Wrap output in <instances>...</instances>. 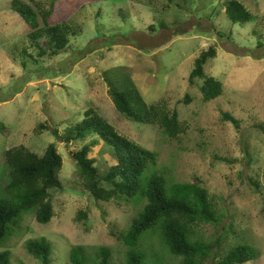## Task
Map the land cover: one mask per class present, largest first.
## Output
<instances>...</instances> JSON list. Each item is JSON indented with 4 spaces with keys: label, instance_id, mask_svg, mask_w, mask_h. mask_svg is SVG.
Returning <instances> with one entry per match:
<instances>
[{
    "label": "rangeland",
    "instance_id": "obj_1",
    "mask_svg": "<svg viewBox=\"0 0 264 264\" xmlns=\"http://www.w3.org/2000/svg\"><path fill=\"white\" fill-rule=\"evenodd\" d=\"M33 1L46 8L55 3L54 20L73 22L77 35L70 54L53 61L27 60L23 50L30 44V29L12 11V0H0V124L6 127L0 129V199L10 197L5 154L21 145L43 156L55 144L63 158L65 188L53 192L55 217L49 224H39L34 211L15 221L0 243V252H10V264H42L27 250L29 241L42 238L51 245L50 264H71L70 254L79 247L90 259L100 248H110L112 264H126L127 249L111 233L128 229L144 203H98L84 188L71 156L94 138L73 144L64 140L88 110L155 152L157 168L173 183L199 179L228 213L222 226L234 224L230 245L223 250L249 244L258 258L247 264H264V0H236L254 17L246 25L227 18L232 0ZM39 44L46 46L44 39ZM210 47L216 48L217 57L205 70L221 80L224 92L205 103L189 77L195 61ZM125 82L135 84L146 103L179 112L187 126L179 140L128 121L116 110L111 90ZM42 126L57 129L60 138ZM90 158L103 174L116 163L102 142ZM197 231L195 238L202 234L210 242L219 237L221 227L207 225ZM156 233L141 239L143 264H181Z\"/></svg>",
    "mask_w": 264,
    "mask_h": 264
},
{
    "label": "trees",
    "instance_id": "obj_2",
    "mask_svg": "<svg viewBox=\"0 0 264 264\" xmlns=\"http://www.w3.org/2000/svg\"><path fill=\"white\" fill-rule=\"evenodd\" d=\"M173 1L168 0L169 3ZM10 6L30 29V44L23 50L27 60L35 63L40 61L38 58L44 62L53 61L52 57L55 60L70 54L71 39L77 31L71 26L73 22L57 23L54 20L58 8L55 3L46 8L33 0H12ZM226 15L235 25H246L254 20L247 8L236 0L229 2ZM151 29L154 31L155 27ZM219 37L226 38L221 33ZM43 39L45 47L39 44ZM216 57V48L204 51L195 61L189 77L190 84L200 89L205 103L220 98L224 92L221 80L207 75L205 70ZM111 97L116 110L128 121L156 127L172 141L179 140L186 132V122L180 120L177 110L171 112L164 104L146 103L133 83L125 82L121 88L112 89ZM191 101L188 96L187 102ZM226 120L237 125L230 115H226ZM42 128L53 130L54 135L60 138L57 129ZM0 129L6 131L3 124H0ZM92 138L94 140L90 144L71 156L78 165V176L86 191L98 203H144L128 229L111 233L127 249L126 264H143L145 254L140 250V242L143 235L151 231L159 234L157 237L165 249L181 264H247L258 258L256 250L249 244H237L229 251L223 250L230 245L228 233L235 229L234 224L222 226L229 218L228 213L210 196L199 179L194 184L173 183L167 172L157 168L155 152L120 134L106 119L88 110L84 119L67 131L64 142L73 144ZM100 142L116 162L104 174L96 166L97 160L90 158L92 149ZM5 163L10 197L0 199V243L9 237L11 227L24 212L34 211L39 224H49L55 217L53 192L65 188L61 178L63 158L55 144H51L43 156L23 145L11 148L5 154ZM83 215L85 219L88 217L87 213ZM207 225L221 227V236L210 242L204 240L202 234L195 238L197 230ZM239 238L240 235L234 240ZM27 250L42 264H50L51 245L46 239L29 241ZM86 252L81 247L74 248L70 254L71 264H112L113 251L110 248H100L94 259L87 257ZM0 264H10V252H0Z\"/></svg>",
    "mask_w": 264,
    "mask_h": 264
}]
</instances>
